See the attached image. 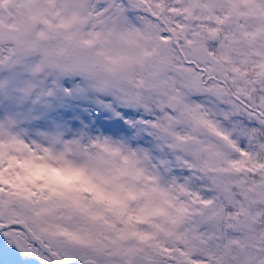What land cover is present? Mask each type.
<instances>
[{"label": "snow or ice", "instance_id": "obj_1", "mask_svg": "<svg viewBox=\"0 0 264 264\" xmlns=\"http://www.w3.org/2000/svg\"><path fill=\"white\" fill-rule=\"evenodd\" d=\"M0 264H264V0H0Z\"/></svg>", "mask_w": 264, "mask_h": 264}]
</instances>
